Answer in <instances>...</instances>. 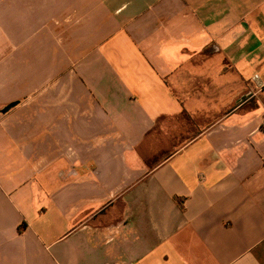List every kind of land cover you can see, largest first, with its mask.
I'll return each mask as SVG.
<instances>
[{
  "label": "crops",
  "instance_id": "crops-1",
  "mask_svg": "<svg viewBox=\"0 0 264 264\" xmlns=\"http://www.w3.org/2000/svg\"><path fill=\"white\" fill-rule=\"evenodd\" d=\"M12 101L0 264H264V0H0Z\"/></svg>",
  "mask_w": 264,
  "mask_h": 264
},
{
  "label": "water",
  "instance_id": "water-1",
  "mask_svg": "<svg viewBox=\"0 0 264 264\" xmlns=\"http://www.w3.org/2000/svg\"><path fill=\"white\" fill-rule=\"evenodd\" d=\"M18 103V101H12L4 105L1 109V113H6L9 109H11L13 106H15Z\"/></svg>",
  "mask_w": 264,
  "mask_h": 264
},
{
  "label": "built area",
  "instance_id": "built-area-1",
  "mask_svg": "<svg viewBox=\"0 0 264 264\" xmlns=\"http://www.w3.org/2000/svg\"><path fill=\"white\" fill-rule=\"evenodd\" d=\"M252 78H253L254 80H258V79H259V76H258V74H254ZM258 84H259L260 86H262V83H261V82H259Z\"/></svg>",
  "mask_w": 264,
  "mask_h": 264
},
{
  "label": "trees",
  "instance_id": "trees-1",
  "mask_svg": "<svg viewBox=\"0 0 264 264\" xmlns=\"http://www.w3.org/2000/svg\"><path fill=\"white\" fill-rule=\"evenodd\" d=\"M21 228V227H20Z\"/></svg>",
  "mask_w": 264,
  "mask_h": 264
}]
</instances>
